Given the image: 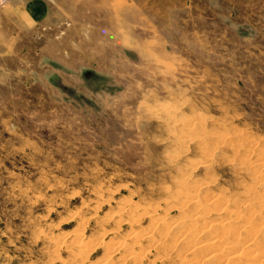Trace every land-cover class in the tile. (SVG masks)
Segmentation results:
<instances>
[{"label":"rangeland","instance_id":"1","mask_svg":"<svg viewBox=\"0 0 264 264\" xmlns=\"http://www.w3.org/2000/svg\"><path fill=\"white\" fill-rule=\"evenodd\" d=\"M40 1L24 30L0 0V264H184L195 213L220 262L264 253L234 235L264 226V0Z\"/></svg>","mask_w":264,"mask_h":264},{"label":"bare ground","instance_id":"2","mask_svg":"<svg viewBox=\"0 0 264 264\" xmlns=\"http://www.w3.org/2000/svg\"><path fill=\"white\" fill-rule=\"evenodd\" d=\"M183 180V179H182ZM181 181V180H180ZM181 183V182H180ZM183 183V182H182ZM186 196V197H185ZM189 196V195H188ZM178 197L179 198H182V197H185V198H187V195H186V192H183V190L182 191H180L179 192V194H178ZM177 197V198H178ZM190 200H192V199H190ZM189 199H188V201H190ZM187 203H189V202H187ZM190 204V203H189ZM183 207L184 206H186V205H182ZM181 206V207H182ZM262 206V205H261ZM180 209V208H179ZM181 210V209H180ZM185 210V209H184ZM223 210H225L224 208H223ZM149 213V212H148ZM184 213V212H183ZM187 213V212H186ZM253 214V213H252ZM149 215V214H148ZM190 216H192V217H190ZM190 216H182L184 219L183 220H181L179 223H175V224H173V225H171V226H173L172 228H170V225H169V227H167L168 228V230L166 229V231H165V229H163L165 232H166V234H165V237H163L162 238V240H164V238H165V240H166V238L167 237H170V236H172L173 235V231H175L174 230V228L176 229V232H177V229L179 230L178 232V235H177V237L179 238V237H181V235L184 233V230L188 233V234H185V235H182V236H185L186 237V239H183L184 237H182L180 240H182L181 242H182V244L183 245H185V246H187V247H185V248H187L186 250H184V253L180 256L181 257V260H182V262L184 261L185 263H187V264H213L214 263V261L216 262V261H218V264H224L223 262H220V260H221V258H220V255H219V249H218V246H221L220 245V239H221V237L220 236H211L209 233L207 234V232L209 231H205V232H202V234L203 235H208V238H206L205 240H203V241H199V240H194L195 241V243H193V244H189L188 243V237L189 236H193L194 237V233H196V230L197 229H199V228H195V226H196V223H197V221L196 220H198V219H201V216L200 215H198L197 213H195V214H193V215H190ZM251 216V215H250ZM245 219V218H244ZM256 220V219H255ZM262 221V220H261ZM264 221V220H263ZM262 221V222H263ZM256 221H253V220H247V219H245V222H243V224H242V227H243V229H242V232L240 233V234H234V235H236L235 236V243L237 244L238 242H239V244L240 245H242L241 243H243V244H249L247 247H248V249H252V245H253V243H255V240L257 239V238H259V236L260 235H262V236H264L263 234H264V226H262L261 224H259V222H256ZM209 225V224H208ZM207 225V226H208ZM223 225H225L224 223H223ZM211 225H209V227H210ZM206 228V227H205ZM205 228H203V229H205ZM198 231V230H197ZM239 231V230H238ZM199 232L200 231H198V234H199ZM172 233V234H171ZM245 236H244V235ZM149 235V234H148ZM175 235H176V233H175ZM174 235V236H175ZM180 235V236H179ZM187 235V236H186ZM196 235V234H195ZM202 235V236H203ZM205 235V236H206ZM221 235V234H220ZM239 235V236H238ZM244 236L243 237V240H241L239 237L240 236ZM144 236V235H143ZM191 236V237H192ZM197 236V235H196ZM176 237V236H175ZM175 237H174V239H175ZM176 237V238H177ZM262 239V238H261ZM150 240H151V238H150ZM161 240V241H162ZM264 240V239H263ZM160 240H158V241H156V243H158ZM177 241V243H178V240H176ZM175 240H174V243L176 242ZM260 241V240H259ZM181 242H179V244H181ZM190 242V241H189ZM257 242V241H256ZM264 242V241H263ZM77 243H78V245H77V249H78V253L79 254H77V256L79 257V258H81V259H85V257H87V253L84 251V249L85 248H87L88 249V247H87V244L85 245L84 243H83V241L81 240V239H79V240H77ZM119 243H121V242H119ZM118 243V244H119ZM159 243H161V245L160 246H163L164 247V245L167 247V245H166V242H163V244H162V242H159ZM261 243V242H260ZM169 244V243H168ZM179 244H173L175 247H177ZM228 244H230V243H228ZM232 244V243H231ZM173 245H171L170 244V246H171V248L173 247L174 248V246ZM252 247H251V246ZM258 245V244H257ZM58 246H59V244H58ZM159 246V245H158ZM118 247H120V246H118ZM190 247V248H189ZM244 247V246H243ZM84 248V249H83ZM113 248H115V247H112V249ZM232 248V247H231ZM230 248V249H231ZM81 249H83V250H81ZM90 249V248H89ZM132 250V248H129V250ZM153 249V248H152ZM168 249H170L169 248V246H168ZM257 250H259L258 248H256ZM56 250H58L57 248H56ZM206 250V251H205ZM132 251H134V250H132ZM203 251H205L204 253H203ZM180 252V251H179ZM132 255L133 254H131L130 253V256L132 257ZM136 255V254H135ZM135 255L132 257V259L133 258H135L136 259V257H135ZM184 256V257H183ZM131 257L129 258V255H127V258H129V259H131ZM179 257V258H180ZM76 258V257H75ZM126 258V259H127ZM264 258V253L262 252V250H259V251H256V254H254L253 256H251V257H249L248 259H247V263L248 264H261V260ZM125 259V260H126ZM131 259V260H132ZM124 260V261H125ZM128 260V259H127ZM222 261V260H221ZM184 263V264H185ZM105 264V263H104ZM215 264V263H214Z\"/></svg>","mask_w":264,"mask_h":264},{"label":"crops","instance_id":"3","mask_svg":"<svg viewBox=\"0 0 264 264\" xmlns=\"http://www.w3.org/2000/svg\"><path fill=\"white\" fill-rule=\"evenodd\" d=\"M10 1V0H9ZM8 1L3 2V4ZM11 17L16 20L22 29H32L39 23L40 17L46 11V3L40 0H13L8 3Z\"/></svg>","mask_w":264,"mask_h":264},{"label":"built area","instance_id":"4","mask_svg":"<svg viewBox=\"0 0 264 264\" xmlns=\"http://www.w3.org/2000/svg\"><path fill=\"white\" fill-rule=\"evenodd\" d=\"M3 2L9 1V0H2Z\"/></svg>","mask_w":264,"mask_h":264}]
</instances>
